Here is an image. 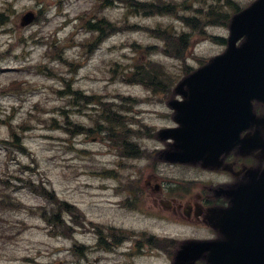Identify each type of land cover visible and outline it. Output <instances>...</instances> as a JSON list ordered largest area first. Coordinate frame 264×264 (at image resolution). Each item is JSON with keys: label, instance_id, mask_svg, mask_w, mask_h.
Listing matches in <instances>:
<instances>
[{"label": "rangeland", "instance_id": "374dc122", "mask_svg": "<svg viewBox=\"0 0 264 264\" xmlns=\"http://www.w3.org/2000/svg\"><path fill=\"white\" fill-rule=\"evenodd\" d=\"M135 1L108 0L102 8L101 0H0V264L170 263L172 255L169 251L174 249V245L156 246L161 251L159 254L152 252L127 257L117 253L113 258L104 249L95 248L96 238L91 232L75 233V227L79 225V228L93 225L101 229L102 225L110 226L111 223L117 227H149L157 233L165 229L166 225L156 219L127 214L125 209L120 208L122 196L116 187L122 182L127 168L122 165V158L109 150V136L94 130L97 128L95 117L107 108L114 131L119 133L123 130L127 135L142 136L144 138L138 140L145 146L153 147L159 139H148L147 136H153V129L156 131L172 124L166 100L170 99L178 79L183 77L185 65L180 58L165 54L162 51L164 41L147 29L170 26L172 23L176 35L182 32L190 35L184 61L192 69L224 49L222 44L211 40V34L222 37L228 34L224 24L209 25L207 30H202L204 19L192 10L224 0H162L177 4L182 1L176 15L136 12L133 8ZM233 1L244 7L253 0ZM91 7L93 11L97 9L95 13L98 16H104L119 26L118 30L105 33L76 71H70L56 59L49 60L48 55L55 51L63 53L64 48L61 49L60 45L70 44L73 40L82 41L92 35V32L79 29L78 21L74 20L75 16ZM34 10L38 17L30 24L20 26V16ZM180 16L199 17L203 28L188 25ZM49 43L60 44L48 51ZM87 48L70 44L65 49L67 60L75 59V64L83 61ZM149 59L163 64L169 72L170 88L147 89L138 83L112 78L110 69L116 61L129 68L136 62ZM58 65H63L59 74L66 81H71V88L85 95L102 93L114 103L102 100V105H99L77 101L76 106H70L66 96L56 92L57 88L65 87L61 78L47 71H38L39 68H56ZM122 96L130 98H123L122 107H116ZM63 110L78 126L71 132H80L77 129L81 128L82 133L70 134L64 130L65 122L63 114H60ZM115 110L126 112L116 116L113 113ZM126 124L134 130L125 128ZM9 125L17 132L22 148L12 142ZM88 128L91 130L88 131ZM143 164L139 162L138 169ZM109 169L116 171L108 175L111 173ZM147 170L145 167L142 173H147ZM28 180L31 184L25 183ZM47 190L56 196V201L51 200L49 195L35 192ZM145 201V207L152 203L150 198ZM62 202L72 205V212L64 210ZM47 212L51 215L59 213L61 224L56 226L57 234L44 220ZM67 222L74 225V228L71 226L74 237L65 230ZM168 230L178 238L191 235L189 227L181 223ZM59 231L63 235L65 231L68 234L64 237ZM80 244L85 245L84 249L78 251L73 248ZM144 248L147 251L152 249Z\"/></svg>", "mask_w": 264, "mask_h": 264}, {"label": "flooded vegetation", "instance_id": "af4514ba", "mask_svg": "<svg viewBox=\"0 0 264 264\" xmlns=\"http://www.w3.org/2000/svg\"><path fill=\"white\" fill-rule=\"evenodd\" d=\"M252 111L255 121L240 136L251 135L253 146L242 148L241 144H235L220 153L216 161L205 164L170 162L166 158V152L172 148L170 141L147 148L148 156L140 157L146 149L144 146L139 148L141 144L123 142L127 172L121 185L120 208L127 214L156 219L166 227L157 233L149 227L110 225L106 236L97 233L96 238L111 247L113 258L117 254L116 246L126 245L127 251L119 255L128 257L138 256L139 251H144L143 246L176 243V236L168 228L175 229L180 222L191 230L185 239L239 245L243 255L253 238H264V102L252 101ZM139 162H144L140 169ZM145 167L149 170L142 173ZM169 170L175 172L168 173ZM146 198L152 199L148 207L144 206ZM234 201L238 205L232 209ZM151 251L159 250L152 248ZM203 255L195 264H209L208 252Z\"/></svg>", "mask_w": 264, "mask_h": 264}, {"label": "water", "instance_id": "95a60500", "mask_svg": "<svg viewBox=\"0 0 264 264\" xmlns=\"http://www.w3.org/2000/svg\"><path fill=\"white\" fill-rule=\"evenodd\" d=\"M33 18L34 13L28 11L20 24H28ZM229 31L226 50L178 84V88H188L187 98L176 106L180 127L163 132L183 144L178 147L181 152L190 150L186 146L193 148V155L183 151L179 160L199 158L204 150L230 145L250 118L249 110L245 112L249 99L264 95V0H255L235 14ZM236 102H240L241 110H237ZM235 120L241 125L238 128L232 125ZM252 249L251 258L227 261L214 242L189 241L181 245L171 264H193L205 250L212 251L213 264H264V242L253 244Z\"/></svg>", "mask_w": 264, "mask_h": 264}, {"label": "trees", "instance_id": "16d2710c", "mask_svg": "<svg viewBox=\"0 0 264 264\" xmlns=\"http://www.w3.org/2000/svg\"><path fill=\"white\" fill-rule=\"evenodd\" d=\"M182 4V3H181ZM190 4V2H189ZM178 5L177 3H164L162 0H151L149 2H139V1H135L133 3V8L136 12L141 11L146 15H152V14H177V10H178ZM223 5L232 7V8H237L235 6V4L230 1V0H225V3H209V5H207L206 8L204 7H194L193 13H198L200 14L203 19L204 22L207 23H220V24H226L228 22L227 20V14L224 12L223 10ZM237 10V9H236ZM181 19H183L188 25H195L198 28L202 29V24H200V18H191V17H186V16H180ZM91 19H83L82 22L84 23V28L88 31L92 32V36L90 38L85 39L84 41H81L79 44L82 48L85 47H89L92 46V42L99 41L104 35H105V31L106 33H112L118 30L119 26H117L114 23H111L110 21L106 20L105 17H98L97 20L95 22H90ZM153 36L160 38L164 41V47L162 49V51L169 55V56H173L175 58H180L183 62V65L185 64V59L187 56V51H188V44H189V35H187L186 33L180 34V35H176L175 30L173 29L172 26H165V27H159V28H148L147 29ZM93 33H96V35H94ZM213 40L216 41H221L223 43H225V39L222 38H215L212 37ZM58 45H52L51 49L55 48ZM61 49L62 47H64L63 45H60ZM92 48V47H91ZM83 50V49H82ZM55 56L57 58V60L61 63H64V66H67L69 68L70 71H75L76 67H78L81 63L78 62L75 64V59L68 61L67 60V56L63 55L62 51L61 54H59L57 51L54 52V54H51V58ZM202 63V62H201ZM117 65H119V63H115V68L112 67V70L115 73H118L120 75V77L127 81V82H140L142 84H144L146 87L152 88L153 90H165L166 88H170L172 83L170 82V74L169 72L164 68L163 64L154 61V60H146L144 62H136L133 65V71L130 73V75L127 76V74H125V71L123 68H121L120 70H117L116 67ZM63 65H58L56 68H49L47 71L49 74H54L55 76L57 75L59 78H61V80L63 81V83L65 84V87L63 89L57 88L56 92L61 96H66V99L68 101V104L70 106H76L77 105V101L80 102H86V100H90V101H94L97 102V104L102 105L101 100H100V96L96 95V96H85V95H81L79 90L74 89L73 87L71 88V81H66L65 77L61 74H59V72L62 70ZM52 71V72H51ZM80 95V96H79ZM79 96V97H78ZM60 114H63V119H64V130L70 134H76V132L79 131H75V132H71V129L76 128L77 124H75L69 117V114L67 112H65V110L61 111ZM114 115V114H113ZM115 116V115H114ZM50 119L55 120L54 117H50ZM71 121V122H70ZM101 124H103V130H108L109 136L111 135V137H109V141L111 142H120L119 146L122 147V133H117L116 131H114L115 127H113L112 124H114L112 122V120L110 119V111H108L107 108H103L100 112L97 113L96 117H95V125L97 127H100ZM78 127V126H77ZM10 131L13 137V141L12 142H16V144H14L15 146L22 148L21 144L19 143L18 140V135L17 132L15 131L13 126H10ZM106 128V129H105ZM79 130V128L77 129ZM25 183H30L31 182L28 180ZM33 186H35V183L32 182ZM37 193H39L40 195L44 196V195H49L51 196V200L56 201V196L50 192V191H35ZM7 196V194H5ZM63 208L64 210H66L67 212H72L70 209L73 207L72 205H69L65 202H62ZM49 212H47L46 214H48ZM45 215V222L47 223V225L51 226L55 231V233H58V231H56L58 228L56 226H58L59 224H61V220L59 217V213H57V215ZM66 233H68L67 231H65ZM59 233H61V231H59Z\"/></svg>", "mask_w": 264, "mask_h": 264}]
</instances>
